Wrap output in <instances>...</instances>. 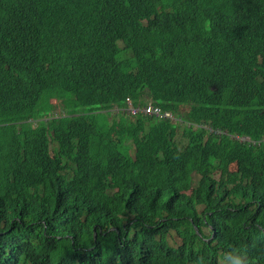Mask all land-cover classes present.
<instances>
[{"label": "trees", "instance_id": "trees-1", "mask_svg": "<svg viewBox=\"0 0 264 264\" xmlns=\"http://www.w3.org/2000/svg\"><path fill=\"white\" fill-rule=\"evenodd\" d=\"M105 1L0 0V264H264V0Z\"/></svg>", "mask_w": 264, "mask_h": 264}, {"label": "clouds", "instance_id": "clouds-1", "mask_svg": "<svg viewBox=\"0 0 264 264\" xmlns=\"http://www.w3.org/2000/svg\"><path fill=\"white\" fill-rule=\"evenodd\" d=\"M108 0H106L105 2H107ZM120 4L125 5L127 3H125V0H117ZM130 3V0H126ZM126 6V5H125ZM256 23V33L259 34V36L261 38L264 39V27L263 26H259ZM147 89L144 87L142 89L141 95L139 97V100L137 101V106H133V103L131 102L130 98H128L127 100V108H126V112L130 113V116H136L137 114H143V115H147V116H153L158 118L159 120L161 119H172L174 120L173 116L168 113V112H162V110L160 108H158L157 106H154L151 103L150 97L147 95ZM175 121V120H174ZM235 139H241L242 141H251V139L249 137H245V138H240V137H235ZM261 142H264V139L258 143H255L257 145L261 144Z\"/></svg>", "mask_w": 264, "mask_h": 264}, {"label": "rangeland", "instance_id": "rangeland-1", "mask_svg": "<svg viewBox=\"0 0 264 264\" xmlns=\"http://www.w3.org/2000/svg\"><path fill=\"white\" fill-rule=\"evenodd\" d=\"M132 58V57H131ZM206 58H208V62H211V63H214V61H216L217 59H219L220 57H216V56H214V55H211V56H206ZM124 111V110H123ZM67 114V112H64V113H62V115H60V114H57V112L55 111L54 112V116L55 117H61V116H64V115H66ZM219 178H220V175L219 174H215L214 175V179H216V180H219ZM198 176L197 175H195V174H193V176H192V188H194L195 186H196V184H197V181H198ZM190 193H188V195H189ZM200 210H201V207H200Z\"/></svg>", "mask_w": 264, "mask_h": 264}]
</instances>
